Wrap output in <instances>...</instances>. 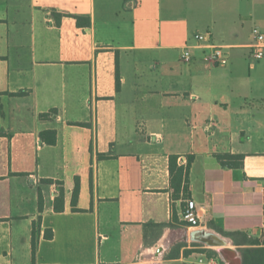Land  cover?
Wrapping results in <instances>:
<instances>
[{"label":"crops","instance_id":"1","mask_svg":"<svg viewBox=\"0 0 264 264\" xmlns=\"http://www.w3.org/2000/svg\"><path fill=\"white\" fill-rule=\"evenodd\" d=\"M229 1L235 14L211 32L219 66L195 48L181 60L199 30L182 0H0V264H137L151 248L160 264H199L184 247L167 257L193 228L264 246V57L250 49L264 0ZM173 154L194 157L200 223L146 241L145 224L182 220Z\"/></svg>","mask_w":264,"mask_h":264},{"label":"trees","instance_id":"2","mask_svg":"<svg viewBox=\"0 0 264 264\" xmlns=\"http://www.w3.org/2000/svg\"><path fill=\"white\" fill-rule=\"evenodd\" d=\"M78 23H83L81 21V18L77 16ZM118 84V80H117ZM51 112H54V110H51ZM47 113L40 114V117H46ZM216 158L219 160L220 164L227 167H237L239 166L240 159H242V155L237 154H230V153H220L216 155ZM194 157L192 155H170L169 157V171H170V196L172 201L178 199V198H184L188 199L189 196V167L192 163ZM236 160V161H232ZM78 186L75 185L74 187V193H73V200L75 201V197L77 195ZM54 208L56 210H59L62 208V206L57 204V201L54 204ZM172 222L169 223H147L144 226V240H149L150 238H155L160 235L162 228L165 225L168 226H174V225H186L182 220L179 222H175L177 224ZM220 233L224 235H228L234 238L235 241L242 240L244 243H242L244 246L240 249L241 255H242V264H264V246L260 245L261 242L259 239L254 238H247L244 237L243 239H238V236L241 235L239 232H223L221 230H218ZM46 237L50 238L52 237V231L49 230V233H46ZM193 247H196L200 244L193 243L191 244ZM187 244L182 242L175 245L171 251L168 254V258H178L180 254V249L184 247L182 251V255L184 257H187L191 253L194 252H201L200 250H197V248H186ZM34 249L32 245V250ZM206 257L210 258L212 256H217V253L212 250L208 249L206 250ZM203 253V252H202ZM190 264H197V263H190ZM219 264H223L222 261H219Z\"/></svg>","mask_w":264,"mask_h":264},{"label":"built area","instance_id":"3","mask_svg":"<svg viewBox=\"0 0 264 264\" xmlns=\"http://www.w3.org/2000/svg\"><path fill=\"white\" fill-rule=\"evenodd\" d=\"M253 42L251 43V56L255 59L264 57V32L257 28L252 32ZM193 44H186L181 47L180 58L182 61L189 63L193 58L192 50L201 49L203 51L202 59L213 65L223 66L227 62V52L225 46L216 45L212 41V35L209 31H196L193 35ZM182 221L189 227L199 226V218L196 211L195 202L192 199L185 200V206L181 214ZM259 232L264 234V213ZM220 259L216 256L210 258L202 255L198 258L199 264H219Z\"/></svg>","mask_w":264,"mask_h":264},{"label":"rangeland","instance_id":"4","mask_svg":"<svg viewBox=\"0 0 264 264\" xmlns=\"http://www.w3.org/2000/svg\"><path fill=\"white\" fill-rule=\"evenodd\" d=\"M224 0H182L180 3V6L182 7V14L187 17V31L190 33L194 32L195 30L199 29L198 31H209L212 35L215 34L218 31L219 27L221 26V23L224 19H229L230 16L235 14V11L233 9L236 7V5L232 4V1L227 2L226 4H222ZM167 0H163V6L166 7ZM229 20H227L228 22ZM210 22V24H208ZM211 25V26H210ZM209 27V30H205L206 27ZM212 32V33H211ZM247 55H249V52H246ZM172 240L170 246L174 247L178 243H186L187 246L193 247L191 244L195 243L190 240L184 241L179 237V240ZM199 244V243H196ZM153 247V246H152ZM197 250H200L201 252H197V254H194L195 258L197 259L199 257V254L202 253L206 255L208 249H211L209 247H206L204 245H198L196 246ZM195 247V248H196ZM156 249L151 248L147 254L139 256L137 260V264H160L162 255L158 258L155 256ZM202 254L200 256H202ZM170 264V263H169ZM174 264V263H171Z\"/></svg>","mask_w":264,"mask_h":264},{"label":"water","instance_id":"5","mask_svg":"<svg viewBox=\"0 0 264 264\" xmlns=\"http://www.w3.org/2000/svg\"><path fill=\"white\" fill-rule=\"evenodd\" d=\"M180 238L184 241L190 240L212 248L223 264H242L241 251L231 244L225 236L214 230L193 228L189 232L184 231ZM177 240H179V238Z\"/></svg>","mask_w":264,"mask_h":264}]
</instances>
